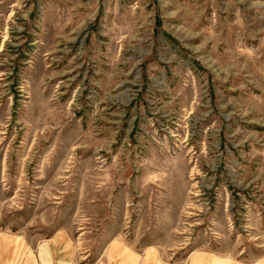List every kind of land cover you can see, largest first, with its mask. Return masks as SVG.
<instances>
[{
	"label": "rangeland",
	"instance_id": "1",
	"mask_svg": "<svg viewBox=\"0 0 264 264\" xmlns=\"http://www.w3.org/2000/svg\"><path fill=\"white\" fill-rule=\"evenodd\" d=\"M0 264H264V0H0Z\"/></svg>",
	"mask_w": 264,
	"mask_h": 264
}]
</instances>
